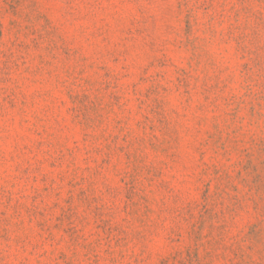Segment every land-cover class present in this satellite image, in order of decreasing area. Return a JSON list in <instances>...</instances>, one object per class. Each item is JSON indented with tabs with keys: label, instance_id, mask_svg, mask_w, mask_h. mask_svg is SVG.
Listing matches in <instances>:
<instances>
[{
	"label": "rangeland",
	"instance_id": "obj_1",
	"mask_svg": "<svg viewBox=\"0 0 264 264\" xmlns=\"http://www.w3.org/2000/svg\"><path fill=\"white\" fill-rule=\"evenodd\" d=\"M0 264H264V0H0Z\"/></svg>",
	"mask_w": 264,
	"mask_h": 264
}]
</instances>
